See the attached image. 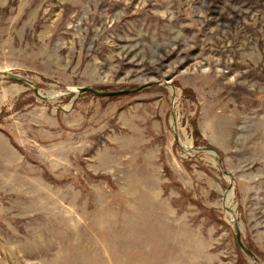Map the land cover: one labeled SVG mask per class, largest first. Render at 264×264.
<instances>
[{"label":"rangeland","instance_id":"374dc122","mask_svg":"<svg viewBox=\"0 0 264 264\" xmlns=\"http://www.w3.org/2000/svg\"><path fill=\"white\" fill-rule=\"evenodd\" d=\"M0 71V264H264V0H0Z\"/></svg>","mask_w":264,"mask_h":264},{"label":"water","instance_id":"95a60500","mask_svg":"<svg viewBox=\"0 0 264 264\" xmlns=\"http://www.w3.org/2000/svg\"><path fill=\"white\" fill-rule=\"evenodd\" d=\"M0 76H4L6 78H10L12 80H15V81H18V82H22V83H26V84L34 86L33 82L30 79H28V78H26L24 76H21L19 74H16V73L0 71ZM149 84L150 83L138 86L136 88H131V89L111 90V91L100 90V89H97V88H94V87H90V86H81V87H79L77 89V93H78L77 95L79 96V95H81L83 93H86V92L95 94V95L100 96V97H111V96L128 95V94H132V93L141 91L142 89H144L147 86H149ZM34 89H35V91L38 93V95L40 97L46 98L44 95H42L39 92V89L36 86H34ZM178 137H179L178 134H176V138H178ZM197 150L215 152V154H217L219 156V160L221 162L220 153H219V151L216 148L211 147V146H204V147L197 148ZM220 166L222 167V162H221ZM223 172L225 174L229 175V173L226 170H223ZM233 222H234V228L236 230V238H237L238 244L240 245L242 250L247 255L252 257L257 262V264H261V262L259 261L258 257L255 255V253L243 242L242 233L240 231V227H239L238 221L236 219H233Z\"/></svg>","mask_w":264,"mask_h":264},{"label":"bare ground","instance_id":"6f19581e","mask_svg":"<svg viewBox=\"0 0 264 264\" xmlns=\"http://www.w3.org/2000/svg\"><path fill=\"white\" fill-rule=\"evenodd\" d=\"M188 142H189V141H188ZM213 153H215V152H213ZM231 196H232V195H231V194H229V199L231 198Z\"/></svg>","mask_w":264,"mask_h":264},{"label":"trees","instance_id":"16d2710c","mask_svg":"<svg viewBox=\"0 0 264 264\" xmlns=\"http://www.w3.org/2000/svg\"><path fill=\"white\" fill-rule=\"evenodd\" d=\"M100 90H106V89H100ZM87 93V92H86ZM83 94H85V93H83ZM111 97H114V96H111Z\"/></svg>","mask_w":264,"mask_h":264}]
</instances>
